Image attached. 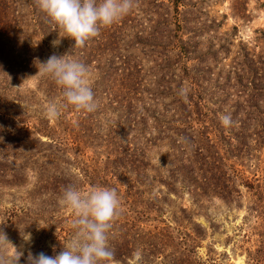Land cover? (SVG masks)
<instances>
[{
	"label": "trees",
	"instance_id": "trees-1",
	"mask_svg": "<svg viewBox=\"0 0 264 264\" xmlns=\"http://www.w3.org/2000/svg\"><path fill=\"white\" fill-rule=\"evenodd\" d=\"M208 1L140 0L139 11L143 15L131 11L117 23L102 28L99 36L78 51L75 41L65 37L37 0H0L3 80L18 78L21 70L39 66L41 59L45 61L53 53L68 54V58L74 57L98 73L90 83L99 111L104 113L105 126H100L101 119L94 117L98 109L88 113L67 105L59 118L66 117L68 109L72 114L79 112L82 132L92 134L97 139L94 144L101 147L102 151L92 150L96 159L104 156L102 171L92 170V185L115 188L126 202L131 197L136 203L140 200L139 207L132 206L134 214L122 210L118 222L113 224L109 243L117 261L126 262L141 246V228L136 223L146 212L141 205L143 194L152 192L155 182L170 185L179 181L181 188H186L197 201L209 191L224 200L239 197L238 185L252 191L250 205L260 212L261 223L257 229L258 246L249 251L247 264H264V156H260L264 154V49L257 58L252 54L246 66L231 65L228 72L233 77L227 74L222 83L231 84L232 93L225 88L217 94V82L204 86L198 79L204 76L201 63L208 55L215 57L220 50L226 52L233 43L232 35L225 39L227 47L215 48L211 37L207 42L202 40L204 33L212 32L218 25L204 17ZM232 2L233 13L243 15V1ZM143 18L150 21L149 29L142 26ZM170 21L173 26L168 28ZM59 35L67 46L57 52L50 50L51 40ZM92 55L97 56V62L91 65ZM190 59L193 62L189 64ZM39 80L45 86L44 95H57L59 104L66 103L62 88L51 77L40 73ZM181 88L188 90L187 100L179 94ZM149 101L154 102L155 109L146 107L148 110L144 111L142 108ZM222 115L231 117L229 126L221 122ZM32 128L38 129L34 124ZM45 131L49 140L37 141L46 146L41 152L42 162L54 170L46 175L45 167L41 183L59 194L66 185L59 167L65 163L60 161L67 147L61 145L63 138L59 134H52L55 131L49 119L45 121ZM161 147L170 150L163 154L156 151L158 156L152 159V150ZM245 155L253 158L251 175L236 170L234 162H230L232 156H239L244 165ZM193 225L202 234V225L194 221ZM142 247L146 249L145 259H149L158 242L153 239ZM54 249L58 252L57 243L51 241L46 254L53 255ZM27 254L24 252L20 264H27ZM173 258L175 264H192L179 255Z\"/></svg>",
	"mask_w": 264,
	"mask_h": 264
},
{
	"label": "rangeland",
	"instance_id": "rangeland-1",
	"mask_svg": "<svg viewBox=\"0 0 264 264\" xmlns=\"http://www.w3.org/2000/svg\"><path fill=\"white\" fill-rule=\"evenodd\" d=\"M241 1L243 4L240 5V9L242 11L243 8V15L233 13L232 0H209L208 12L204 14L208 21L214 20L218 23L212 32L202 35L204 42L211 37L215 48L227 47L225 39L230 35L233 36V43L228 46L226 52L220 50L215 57L208 55L201 63L204 78L198 79L203 81L204 86L217 82V94H222L225 88L231 93L234 90L231 84L222 83L227 74L233 77V74L228 72L232 64L246 66V61L250 60L252 54L257 58L256 56L264 49V34L260 31H264V0ZM139 9L140 0H137V6L133 10L135 15L142 14ZM143 19L142 26L149 29L150 21ZM172 26L170 21L168 28ZM57 39H60L61 43L58 47H53L52 41ZM57 39L51 40L49 46L50 50L55 52L67 46L66 40L61 35ZM92 45L99 53L97 43L93 42ZM91 58V65L96 64L97 56L92 55ZM192 62L193 60L190 59L189 64ZM38 67H30L26 72L21 70L20 76L11 81L3 80V71L0 70V110H4L2 113L0 111V161L2 162L0 164V229L3 228L17 247L22 242L20 232H30L33 237L30 246L32 253H46L51 241L57 243L59 252L73 236L71 222L74 216L68 207L60 204L63 191L54 194L49 190L50 188L42 186L41 183L43 182L41 174L45 173V167L48 170L46 175L54 168L42 162L41 152H44L46 146L37 140H49L45 131V121H47L45 106L52 101L59 104V101L57 95L52 98L44 95L45 86L39 80ZM97 75V71L91 69L90 82ZM232 81L234 82L233 79ZM149 102L150 104L142 108L144 111L148 110L146 107L155 109L152 105L154 102ZM99 109L98 106V112L94 117L101 119L100 126H105L104 113ZM67 111L66 117L49 120L55 131L52 134H59L63 138L60 141L61 145L67 147L60 161V163L65 162L59 167L60 174L62 173L61 178L65 179V188L73 185L86 191L94 186L90 181L92 170L95 172L98 170L99 173L102 171L104 156L97 159L94 157L92 150L96 152L102 150L94 144L97 139L92 134L82 132L78 125L79 112L72 114L69 109ZM148 122L152 123L151 120ZM33 124L38 128L37 130L32 128ZM94 128L95 126L92 125L93 131ZM74 145L77 149H73ZM168 150L170 149L167 147L152 150L154 156L152 159L155 160L158 156L155 154L156 151H161L163 154ZM260 156H264L263 152ZM245 157L246 159L242 161L244 165L240 163L239 156H232L230 162H234L236 170L251 175L249 170L252 169L253 158H248L246 155ZM73 159H77V163ZM170 187L174 189L170 190ZM238 187L241 190L239 197L233 196L230 200H224L209 191L210 194L201 196L200 201H197L186 188H181L179 181H174L170 185L155 182L152 192L143 194L141 205L146 212L141 214L136 223V226L141 228L139 236L142 242L133 253L137 250L141 252L142 258L139 264H175L173 258L175 255L181 256L182 259L187 258L192 264H247L249 251L258 246L257 229L261 223V215L250 205L252 191L243 185ZM119 199L122 210L127 211V214H134L133 205L140 206V200L136 203L132 197L128 198L127 202L121 197ZM123 219L125 217L121 220ZM116 221L118 222V219L115 223ZM193 221L202 225V234L195 231ZM148 238L150 242L156 240L158 247L154 248L149 259H145L143 254L146 249L142 244L148 243L149 241H146ZM26 251L27 246L24 252ZM10 254H14V250ZM117 262L137 264L133 254L126 262Z\"/></svg>",
	"mask_w": 264,
	"mask_h": 264
},
{
	"label": "clouds",
	"instance_id": "clouds-1",
	"mask_svg": "<svg viewBox=\"0 0 264 264\" xmlns=\"http://www.w3.org/2000/svg\"><path fill=\"white\" fill-rule=\"evenodd\" d=\"M37 4L58 26L65 37L75 41L74 48H83L92 38L100 35L101 29L117 23L137 6V0H37ZM60 39L52 41L58 47ZM38 73L51 77L62 88L65 104L55 101L45 106L49 120L60 117L62 109L71 105L78 111L88 113L98 109V101L90 83L91 69L86 64L66 55L51 54L39 61ZM186 88L179 94L187 100ZM225 126L231 117L221 116ZM62 206L73 213L72 238L59 252L49 256L45 252L33 254L30 250L32 234L20 232L21 244L17 247L0 229V264H20L27 246V264H118L115 251L109 243L113 224L122 212L121 201L115 188L93 186L84 191L69 185L60 199ZM14 250V254L10 252ZM139 264L142 254L133 253Z\"/></svg>",
	"mask_w": 264,
	"mask_h": 264
}]
</instances>
